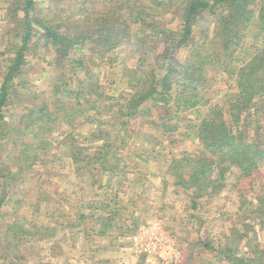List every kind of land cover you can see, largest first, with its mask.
<instances>
[{
    "label": "trees",
    "instance_id": "obj_1",
    "mask_svg": "<svg viewBox=\"0 0 264 264\" xmlns=\"http://www.w3.org/2000/svg\"><path fill=\"white\" fill-rule=\"evenodd\" d=\"M2 7L0 264H56L65 240L97 236L98 226L107 236L128 191L132 204L142 201L141 190L157 198L159 181L162 196L173 188L186 198L193 220L229 186L242 199L255 194L238 203L236 222L219 239L206 229L193 245L225 264H264L257 238L264 222V0H81L74 19L57 23L37 12V0ZM40 42L54 52L51 80L25 91L28 57ZM218 86L231 94L206 98ZM14 98L21 110L11 125ZM189 111L199 120L187 131L194 152L161 149L131 124L154 123L173 144ZM65 163L87 184L71 208L64 184L52 193L41 185L24 191L27 178L48 173L52 181L47 166ZM55 174L64 183L66 174ZM91 190L101 200L86 202Z\"/></svg>",
    "mask_w": 264,
    "mask_h": 264
},
{
    "label": "rangeland",
    "instance_id": "obj_2",
    "mask_svg": "<svg viewBox=\"0 0 264 264\" xmlns=\"http://www.w3.org/2000/svg\"><path fill=\"white\" fill-rule=\"evenodd\" d=\"M3 1L0 0V15L2 14ZM261 1L263 0H257L258 3ZM80 2L81 0H37L36 9L39 14L56 23L65 22L69 19H74ZM210 18L211 16L206 14L202 23L204 27L208 25ZM3 26L2 20H0V34ZM198 33L199 31L196 32L197 39L199 38ZM53 54V49L44 46L42 42H40V48L32 50L28 57V66L24 74V83L27 87L25 91L31 89L32 92L45 88V80H51L52 67L50 62ZM2 62L4 64V61ZM127 62L128 64L132 63L129 58H126ZM49 76L50 78H48ZM117 93L115 92V94ZM216 93L222 94V99L226 94H231V92H226V87L224 89L223 86H218L206 98H212ZM13 100L14 106L7 114V121L11 125L18 117L16 115L18 110H21L16 98ZM216 102H220V99L216 100ZM206 111V108H201V113ZM193 112L189 111L184 114L185 121L181 123L180 131L174 135L175 141L173 144L169 139H162V136L155 132L154 123L136 121L131 124L134 128L142 127L144 133L155 137V144L161 141L163 143V147H160L161 149L168 148L166 151L169 152L171 148L176 154L184 151L194 152L198 151L199 147L196 142L187 136V131L190 130V127L199 121L195 119ZM87 129L89 127L85 128V130ZM64 166L65 168L59 164L47 166L50 171L47 170L46 172L49 171V174L52 172L51 176L55 177H52L53 182L48 180V175H46L48 173H44L41 180L37 178L32 181L27 178L24 191L26 193L33 192L36 186L41 185L47 192L52 193L51 191L53 190L62 191L64 184L66 190H68L62 196L65 198L64 203L65 205L67 203L74 205V192H77L76 195L80 197L84 190L87 189V184L80 181L79 176L78 181L74 174H70L71 168H69L68 163H65ZM58 172L66 174V176L60 175L59 177L64 183L58 181L55 174ZM74 180L79 182L75 184L77 186H69L74 183ZM18 185L19 183L17 187ZM159 188L160 193H158L157 198H154L148 191L146 193L143 190L140 191L142 201L148 200L149 204L142 202L137 197H133L135 200L134 204L127 201L131 198V190H129L127 196L122 199L121 205L124 209L117 213V216H114V227L106 231L107 236L100 237L101 227L98 226L97 236L93 235V237L88 238L86 232L83 236L77 237L76 240L67 239L62 243V251L64 253L62 260L54 259V262L56 264L65 262L67 264H225L216 253L201 246L195 247L193 243L197 241L200 232L205 233L206 229L209 230L212 236L216 237V240L217 237L219 239L222 236L220 234L227 231L230 224L236 222L237 217L234 215L240 205L238 203L242 200H252L256 195L244 192L247 197L242 199L237 191H234L232 186H229L220 196L205 202L203 213L193 220L189 215L192 213L186 211L188 204L185 197L174 195L173 188L165 196H162L161 181H159ZM95 196V193H92L91 190V194L88 195L85 201L90 202L91 199L92 201L101 200ZM69 204L66 206L71 208ZM161 208H164V210L161 211ZM222 213L226 215H221ZM261 224L257 226V238L261 247L264 248V222ZM118 226L121 227L119 232L115 231ZM166 226L175 227V230H166ZM156 248H161L162 250L157 253ZM190 253L193 258L188 260ZM175 255L178 257L177 259H175ZM47 263L48 259L43 262V264Z\"/></svg>",
    "mask_w": 264,
    "mask_h": 264
},
{
    "label": "built area",
    "instance_id": "obj_3",
    "mask_svg": "<svg viewBox=\"0 0 264 264\" xmlns=\"http://www.w3.org/2000/svg\"><path fill=\"white\" fill-rule=\"evenodd\" d=\"M156 250H157V253L159 252V251H161L162 249L161 248H156ZM178 257L175 255V259H177Z\"/></svg>",
    "mask_w": 264,
    "mask_h": 264
}]
</instances>
